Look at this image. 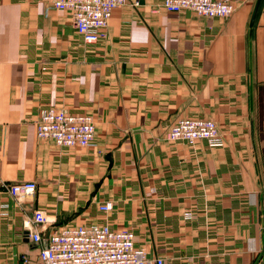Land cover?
Returning a JSON list of instances; mask_svg holds the SVG:
<instances>
[{
    "label": "crops",
    "instance_id": "obj_1",
    "mask_svg": "<svg viewBox=\"0 0 264 264\" xmlns=\"http://www.w3.org/2000/svg\"><path fill=\"white\" fill-rule=\"evenodd\" d=\"M129 1L87 43L52 0H0V264L38 261L37 209L43 236L109 224L164 264H264V0L228 17ZM51 107L92 114L94 145L38 137ZM185 117L222 140H167ZM22 181L33 197L11 195Z\"/></svg>",
    "mask_w": 264,
    "mask_h": 264
},
{
    "label": "built area",
    "instance_id": "obj_2",
    "mask_svg": "<svg viewBox=\"0 0 264 264\" xmlns=\"http://www.w3.org/2000/svg\"><path fill=\"white\" fill-rule=\"evenodd\" d=\"M129 3V0H52V7L71 12L74 25L85 42L95 43L103 37L113 11ZM163 7L171 12L190 9L208 17H228L237 8L226 0H163ZM37 135L53 140L59 147H89L96 140V123L92 114L51 107L40 115ZM166 138L190 142L205 139L217 143L222 135L213 119L185 117L171 126ZM36 190L35 181L15 182L9 186L11 195L19 200L33 197ZM112 208L110 200L100 207L103 211ZM32 221L33 241L44 243L38 261L32 262L24 254V264H164L162 257L151 256L148 248L138 245L135 233L128 228L112 229L109 224L82 223L63 225L43 236L38 225L48 222L45 212L35 210Z\"/></svg>",
    "mask_w": 264,
    "mask_h": 264
},
{
    "label": "water",
    "instance_id": "obj_3",
    "mask_svg": "<svg viewBox=\"0 0 264 264\" xmlns=\"http://www.w3.org/2000/svg\"><path fill=\"white\" fill-rule=\"evenodd\" d=\"M260 1H261V0H258V2H257L256 11H257V8L259 7Z\"/></svg>",
    "mask_w": 264,
    "mask_h": 264
}]
</instances>
